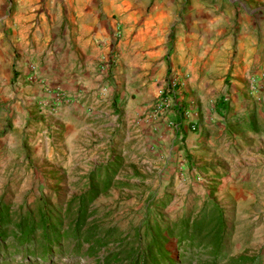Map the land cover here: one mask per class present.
<instances>
[{"label":"crops","instance_id":"crops-1","mask_svg":"<svg viewBox=\"0 0 264 264\" xmlns=\"http://www.w3.org/2000/svg\"><path fill=\"white\" fill-rule=\"evenodd\" d=\"M241 1L238 7L236 0H125L127 37L115 46L120 58L114 67L109 63L114 50L109 34L116 11L109 8V0H0V122H11L2 144L40 153L55 139L63 172L95 158L102 129L106 137L110 134L115 143L119 137L136 153L154 138L162 139L165 148L172 143L175 160L183 159L185 151L194 161L200 149L235 155L234 149L250 140L257 151L253 158L264 161V64L244 61L263 86L260 102L251 96L238 62L234 73L243 74L242 82L229 87V103L219 101L213 109L202 95L188 104L191 97H184L192 81L180 89L175 104L158 115L142 95L147 90L149 98H155L170 60L176 63L177 51L170 54L169 46L180 11L190 58L209 52V43L225 34V26L233 32L220 45L258 43L249 25L263 27L264 43V0ZM136 23L137 34L130 36ZM175 43L177 49L181 41ZM253 56L257 60L256 53ZM187 107L193 110L190 118L183 115ZM249 115L257 117L250 131L238 126L244 118L249 122ZM207 154L205 162L211 161Z\"/></svg>","mask_w":264,"mask_h":264},{"label":"rangeland","instance_id":"rangeland-1","mask_svg":"<svg viewBox=\"0 0 264 264\" xmlns=\"http://www.w3.org/2000/svg\"><path fill=\"white\" fill-rule=\"evenodd\" d=\"M241 2L236 0L235 6L241 7ZM151 4L152 1L148 9ZM126 7L125 0H109V8L116 11L113 14L114 22L109 39L117 23L122 31L117 45L127 37L126 26L122 21V13L126 11ZM135 26L130 36L137 34L139 23ZM186 28L183 13L180 11L179 18L171 27L169 46L170 54L177 51L176 63L170 60L169 72L163 81L164 83L173 75H177L180 80L175 93L170 95V105L175 104L180 89L184 90L189 81L194 85L188 90L190 96L184 97H191L188 104L193 102L194 105L197 99L200 101L199 96L202 95L213 109L219 101L230 102L229 87L236 80L242 82V73L246 75L248 88V79L258 78L251 68H247L249 66H245L244 61L252 59L264 64V43L261 36L263 27L249 25L248 30L257 33L258 43H246L241 47L237 42L229 46L219 44L233 30V27L225 26V34L215 43H209V52L204 55L194 53L191 58L186 51ZM176 41H181L177 49ZM201 48L199 45V52ZM255 53L257 60H254ZM119 58L113 64L114 67ZM237 62L243 64L242 73L238 76L234 73ZM152 81L153 79H149L148 83ZM157 86L159 88V83ZM162 87L163 85L155 98H149L147 90L142 93L151 103L153 112L158 100L164 95L161 93ZM253 97L257 102L262 101V97ZM168 108L164 109L168 111ZM185 109H190L191 116H185L183 110L184 117H192V108ZM248 119L249 122L244 118L238 126L248 131L255 128L257 117L249 115ZM10 126V120L0 122V205H7L13 214L35 211L41 205L47 206L51 211L65 209L72 196L87 188L93 172L101 187L109 174L111 185L97 197L94 207L99 210L100 216L108 215L105 221L114 220L113 224L118 225L123 233H135L136 226L147 219L152 223L166 225L184 216L194 217L200 213L208 199L215 198L224 207L227 219L224 257L218 264H229V258L242 254L253 258L251 264H264V161L253 158L257 151L250 140L242 141L234 149L235 155H230V150L220 153L214 150L212 154H207L200 149L195 152L194 161L186 156L185 151L182 153L183 159L175 160L172 143L167 149L162 139L154 138L147 141L145 149L136 153L135 150L127 148L119 137L116 143L110 134L109 138L106 137V132L102 129L97 139L99 150L95 158L85 164L69 165L63 172L61 152L53 144L55 139L49 145L48 151L44 148L40 153L33 149L26 150L27 152L6 149L2 141ZM193 130H196V126ZM262 143L264 144V140ZM260 150L264 158V147ZM206 154L211 157V161L205 162ZM2 161L6 162L4 166L1 165ZM192 250L189 257L185 251L180 250L175 258L176 264H204L210 260L207 251L202 248L195 247ZM11 251L13 254L0 258V264H97L95 255L76 257L56 254L50 261H45L40 257L16 252L15 248H11Z\"/></svg>","mask_w":264,"mask_h":264},{"label":"trees","instance_id":"trees-1","mask_svg":"<svg viewBox=\"0 0 264 264\" xmlns=\"http://www.w3.org/2000/svg\"><path fill=\"white\" fill-rule=\"evenodd\" d=\"M110 185L109 174L101 187L93 172L87 188L58 211L41 205L35 211L16 215L7 205H0V258L13 254L11 248H15L45 261L63 254L95 255L97 264H176L180 250L189 257L195 247L207 251L210 260L204 264H218L224 257L227 219L224 207L215 198L208 199L194 217L184 216L166 225L147 219L136 226L135 233H123L114 220L105 221L108 215L100 216L94 207L97 197ZM228 261L251 264L253 258L242 254Z\"/></svg>","mask_w":264,"mask_h":264},{"label":"built area","instance_id":"built-area-1","mask_svg":"<svg viewBox=\"0 0 264 264\" xmlns=\"http://www.w3.org/2000/svg\"><path fill=\"white\" fill-rule=\"evenodd\" d=\"M121 37H122V31L120 29V24L117 23V26L113 28L112 34H111L112 46L114 48L113 55L109 61V63L111 65H113L119 58V54H118L117 50L115 49V46H116V43L121 39ZM179 82H180L179 77L177 75H173L167 81H165L163 83V87H162L163 89H162L161 93L164 95L158 100V103L155 106L154 113L156 115L164 112L165 111L164 108L169 107V105L171 103V96L170 95L175 93V91L177 89V85L179 84ZM248 82H249L250 93L253 96H256L258 99H261L260 80L257 77H254V78L251 77L248 79ZM165 93H167V94L165 95ZM156 107H157V109H156ZM184 115L187 117L191 116L190 109H184Z\"/></svg>","mask_w":264,"mask_h":264}]
</instances>
